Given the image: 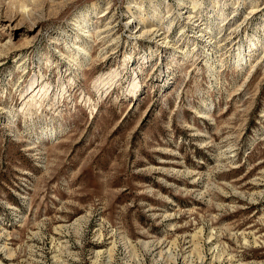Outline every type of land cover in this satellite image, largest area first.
Segmentation results:
<instances>
[{
  "label": "rangeland",
  "instance_id": "rangeland-1",
  "mask_svg": "<svg viewBox=\"0 0 264 264\" xmlns=\"http://www.w3.org/2000/svg\"><path fill=\"white\" fill-rule=\"evenodd\" d=\"M0 264H264V0H0Z\"/></svg>",
  "mask_w": 264,
  "mask_h": 264
},
{
  "label": "bare ground",
  "instance_id": "bare-ground-1",
  "mask_svg": "<svg viewBox=\"0 0 264 264\" xmlns=\"http://www.w3.org/2000/svg\"><path fill=\"white\" fill-rule=\"evenodd\" d=\"M144 24H145V23H144ZM146 24H147V23H146ZM149 30H151V31H152V30H156V29L150 28V29H146V30H144L143 32H145V33H146V32H148ZM152 32H153V31H152Z\"/></svg>",
  "mask_w": 264,
  "mask_h": 264
}]
</instances>
